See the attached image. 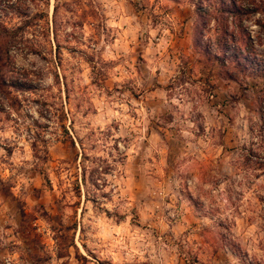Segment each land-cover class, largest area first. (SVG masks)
Wrapping results in <instances>:
<instances>
[{
	"label": "rangeland",
	"instance_id": "374dc122",
	"mask_svg": "<svg viewBox=\"0 0 264 264\" xmlns=\"http://www.w3.org/2000/svg\"><path fill=\"white\" fill-rule=\"evenodd\" d=\"M214 2L0 0V264H264V82Z\"/></svg>",
	"mask_w": 264,
	"mask_h": 264
},
{
	"label": "trees",
	"instance_id": "16d2710c",
	"mask_svg": "<svg viewBox=\"0 0 264 264\" xmlns=\"http://www.w3.org/2000/svg\"><path fill=\"white\" fill-rule=\"evenodd\" d=\"M202 1L203 0H197V4H195L196 14L201 19H203L202 17L204 16H209V11L201 4ZM214 4L218 8L216 9V15H214L213 19L220 33L215 40L217 51L222 53L221 56H224L225 53L228 52L226 56L229 57L231 63L234 62L236 68L241 69V72L250 70L251 75L253 74L261 77L264 82V52L260 55L256 53L249 36L241 26V23L250 19V15L256 13L258 9L255 6L254 8H241L240 0H215ZM229 20L237 27V36L229 33L227 25ZM234 42H240V44L235 48H230L229 45ZM259 57L262 60L258 59ZM221 66L225 67L223 64H221ZM228 75L230 74L227 73V76ZM229 79L232 78L229 76Z\"/></svg>",
	"mask_w": 264,
	"mask_h": 264
}]
</instances>
